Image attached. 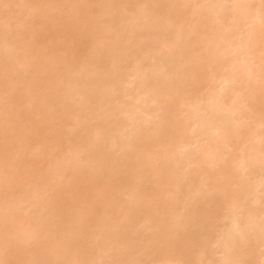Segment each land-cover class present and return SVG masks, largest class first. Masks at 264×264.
Returning <instances> with one entry per match:
<instances>
[{"label": "bare ground", "instance_id": "obj_1", "mask_svg": "<svg viewBox=\"0 0 264 264\" xmlns=\"http://www.w3.org/2000/svg\"><path fill=\"white\" fill-rule=\"evenodd\" d=\"M0 264H264V0H0Z\"/></svg>", "mask_w": 264, "mask_h": 264}]
</instances>
